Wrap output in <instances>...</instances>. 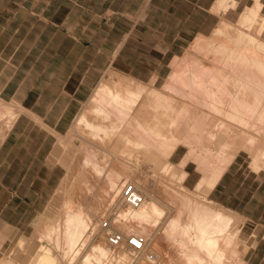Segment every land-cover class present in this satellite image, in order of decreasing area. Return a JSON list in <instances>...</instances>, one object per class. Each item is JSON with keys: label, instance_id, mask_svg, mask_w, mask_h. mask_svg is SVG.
<instances>
[{"label": "bare ground", "instance_id": "obj_1", "mask_svg": "<svg viewBox=\"0 0 264 264\" xmlns=\"http://www.w3.org/2000/svg\"><path fill=\"white\" fill-rule=\"evenodd\" d=\"M229 1L216 0V13L227 10ZM263 10L264 0H252L235 24L222 18L211 35L198 34L182 56L169 62L165 78L153 73L149 81L142 80L109 68L111 76L99 80L75 128V122L69 128L76 135L82 131V146L88 141V147L63 188L64 209H48L34 235L18 242L27 251L29 245L38 247L27 264L247 263L245 218L195 194L203 187L211 192L241 152L248 154V167L264 168ZM16 115L10 110L8 118ZM66 136L57 137L64 144ZM181 146L186 152L175 161ZM148 163L155 168L153 182L179 199L154 193L141 175ZM189 163L201 173L194 190L166 181L163 174L188 180ZM84 166L97 177L108 176L109 169L128 179L111 180L108 189L97 182L93 186L90 172L82 173ZM98 188L99 202H93ZM130 193L138 200L132 201ZM164 238L170 247L176 244L167 258ZM0 264L21 263L0 258Z\"/></svg>", "mask_w": 264, "mask_h": 264}, {"label": "crops", "instance_id": "obj_2", "mask_svg": "<svg viewBox=\"0 0 264 264\" xmlns=\"http://www.w3.org/2000/svg\"><path fill=\"white\" fill-rule=\"evenodd\" d=\"M215 3L0 0V257L35 232L59 180L58 167L48 159L54 132L64 136L105 70L140 79L163 74L154 68L152 49L160 51L163 66L176 46L207 34L214 24L203 28L200 15L204 11L217 21ZM179 8L180 17L174 13ZM143 57L145 70L139 66ZM10 110L15 120L8 118ZM241 163L229 165L210 197L248 219L262 218L264 168L254 171Z\"/></svg>", "mask_w": 264, "mask_h": 264}, {"label": "rangeland", "instance_id": "obj_3", "mask_svg": "<svg viewBox=\"0 0 264 264\" xmlns=\"http://www.w3.org/2000/svg\"><path fill=\"white\" fill-rule=\"evenodd\" d=\"M238 1L239 0H230L227 3V10H226V8H225V10L223 8V10H221V11H219L217 13H216L215 9H213V7H212L211 10L214 13H216L218 15L220 14L219 15V19L217 21H216V18H214V19L213 18H209V19L206 18L205 14H204V11H203V13L200 15L202 17L201 19H202L203 28H205L207 25H213L214 24V27L211 28V30L207 32V36L212 34L213 29L219 24L218 22H220L221 21L220 19H222V18L227 19L229 21H232L233 24H235V21L237 22L236 19L239 16L240 12H242L244 10V8L248 4H250L252 2V0H243L240 3L239 7L236 8V6L238 4ZM232 5H234V6H232ZM174 13H175L176 16L178 15L180 17L184 13V9H180V8L179 9H175ZM174 19L176 20L175 17H174ZM165 21H166V19H165ZM181 26H182V24L179 25L178 29ZM171 29H173V27ZM204 35H206V33ZM157 39H158V37L155 35L153 37V43H155ZM192 41H190V42L192 43ZM190 42H189V44L184 46V48H180V46H176L174 49H172L167 54V56L164 57L163 66H162V62H161V58H160V51L158 49H156V48L152 49L154 68L159 67V69L162 70V72H163V74H158V75H160V76L162 75L163 77L167 76V74L171 70V68H170L171 66H170L169 62H171L173 57L182 56L189 49V47H190L189 45H191ZM173 51H174V53H173ZM141 64H142V66H141ZM141 64L139 66L141 67V69L145 70L146 67H144L145 66V58L144 57L142 58V63ZM109 68L114 70L112 67H109ZM109 68H107L105 70L104 74L102 75V77L100 79L105 78V77L108 78V77L111 76V74H109V72H108V71H110ZM116 72H118V71H116ZM121 73L125 74L124 72H121ZM130 76H132V75H130ZM151 76H153V75H151ZM133 77H135V76H133ZM147 77H148V75H147ZM142 80H147V79H142ZM148 81H149V78H148ZM82 105H84V104H82ZM82 105H81L80 108L83 107ZM79 110H81V109H79ZM77 113H79V112H77ZM72 124H73V126H72L73 128H71V129H74L75 126H76V119L72 121L71 125ZM71 125L69 126V128L71 127ZM68 129L66 131L62 132L64 136L68 134L66 137H70V138L66 139V141H65L66 143H64V144L62 142V139H58V137L56 136V133L54 132V134H55L54 144H53V147H52V149H51V151L49 153L48 159L53 165L58 167L57 170H58V174H59V178H58L59 180H58L57 185L55 186V188L52 190L49 199L46 202V205H45L44 210H43L44 212L42 211L43 215L48 213L50 210L53 212V209H54V211H60V210L64 209V207L61 206V203H60V196L62 194L63 188L66 187V185H68L70 177L73 176V173H74L73 169L79 168V163H80L83 155L85 154L86 148L88 147V141H87L86 147L82 146V142L85 140V138H81L80 137V136H84L82 131L80 133H78V135H76V132L72 131V130H70L69 133H68ZM70 141H72V143H70ZM185 152H186V149L184 147H182V146L179 147V149L177 150L176 154L173 157V160H175V161L180 160ZM61 156H66L68 158L69 163H70L69 166L65 167L61 163V159H60ZM235 161L240 162V163L242 162L245 168H250L251 170L256 171L251 166L248 167L250 165V159H249L247 153L241 152V155H239L237 157V160H235ZM68 167L70 169H68ZM88 168L89 167L84 166V169H82V173L88 174V172H90L89 174H90V178H91V182H92L93 186L97 182L98 185H99V183L101 185L103 184L102 188L104 186V188L108 189L109 183H110L111 180H117V181L121 182V180L128 179V177H126L124 175L120 176V177H116V175L113 174L111 172V170H109V169H108V172H107L108 176L97 177L94 174V171L91 168H90V171H89ZM142 168H144V169H143V171L141 170V172H142L141 175H144L145 178H146V182H149V184H151V186H153V187H151V189H153V191H154V193L156 195H159L162 198L165 197V196L170 198L167 193H171L173 195V192H172L171 189H168L167 191H161L163 186H164V184H162V183L155 184L153 182L154 181V175L153 174H154L155 168L152 165H150V163L146 164L145 167H142ZM178 168H180V167H178ZM186 169L191 174L187 181L186 180L185 181L182 180V182H181V180H179L178 178H174V179L172 178L171 179V177H166V175L163 174L162 172H161V174H163L165 176V179H166L167 182L175 183V186H177V185L182 183V185H186L189 189L194 190L195 189L194 186H195L197 180L200 178L201 173L198 170H196L195 165L193 163H189V165L186 167ZM160 171H162V170H160ZM170 180H171V182H170ZM82 187H83V189L87 190L86 183H82ZM204 188L206 189V187L201 188L200 189L201 191L199 190V193H196L195 195H197L198 197H202L203 196V197L206 198V200L210 199L211 198L210 197V192L207 193ZM202 189H204V190H202ZM96 190H99V188L95 189V191H94V197L92 199L93 202H95V201L99 202V198H98L99 193L96 192ZM173 197L175 199H179V198H176L174 195H173ZM211 199H213V198H211ZM217 202H219V201H217ZM48 209H49V211H48ZM230 209H232V208H230ZM237 212H239V211H237ZM49 213H51V212H49ZM42 214H41V217L43 216ZM41 217H39V219H38L39 221H37L33 225V229L35 231H37L36 229L38 228V226L41 223V221H40ZM243 219H244V222H243V226H242V234H244L246 247L248 246L247 247V251L245 252V255H244V259H246V261H247L246 264H264V238H263L264 237V217H262V218L256 217V218H252L253 219L252 220V219H248L247 217L243 216ZM148 232H150V231L149 230L146 231L147 235H148ZM31 233L32 232L28 233L27 237H29L31 235ZM34 233L32 234V236L34 235ZM156 237H157L156 239H159V236H156ZM160 240L162 241L163 248H165L164 249L165 258H167L166 255L169 252H175L176 244L175 245L171 244L172 246L170 247V245L168 244L169 241L167 239L164 238L163 240L162 239H160ZM28 241H29V243H32V240H28ZM37 248H38L37 246L33 247L32 245H29V249L27 251V250H25V248L23 246L20 249L19 243L16 242L9 251L7 249H4V250L1 249V250H3V254H2L1 257L2 258H7V259L8 258H12L13 260L17 261L18 263L27 264L29 261H33V259H34L33 255L36 253ZM254 249L256 251H255V253H252L254 251ZM178 252H180V250ZM251 254H254V255H253V257H252V259L250 261L249 257H250ZM151 256L154 257L155 255L152 254Z\"/></svg>", "mask_w": 264, "mask_h": 264}, {"label": "built area", "instance_id": "obj_4", "mask_svg": "<svg viewBox=\"0 0 264 264\" xmlns=\"http://www.w3.org/2000/svg\"><path fill=\"white\" fill-rule=\"evenodd\" d=\"M127 191H130L129 189L127 190ZM133 195V193H130V198H132V201H137L138 200V198H136L135 196H132ZM131 242L133 243V244H135L136 245V243H137V246H140V244L137 242V239H136V237H132L131 238Z\"/></svg>", "mask_w": 264, "mask_h": 264}]
</instances>
